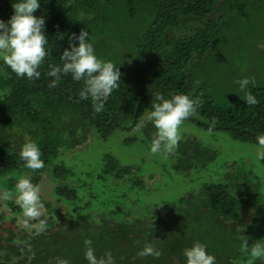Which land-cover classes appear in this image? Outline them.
Wrapping results in <instances>:
<instances>
[{
  "label": "trees",
  "instance_id": "obj_1",
  "mask_svg": "<svg viewBox=\"0 0 264 264\" xmlns=\"http://www.w3.org/2000/svg\"><path fill=\"white\" fill-rule=\"evenodd\" d=\"M14 2L0 0V20L9 19ZM39 2L33 15L45 21L49 51L38 69L40 79L17 78L0 60V170L28 175L35 185L46 172L53 180L61 179L66 173L50 167V161L80 149L94 133L103 142L125 135L124 145L140 144L150 152L155 129L151 122L141 125L157 93L165 99L186 94L199 101L183 125L255 146L256 137L264 135V0ZM81 30L88 32L95 54L121 73L120 85L101 113L93 111L90 100L79 98L83 82L71 75L48 87L50 66L61 65L62 51ZM243 78L250 80L247 91L258 100L256 105L243 101L236 83ZM136 130L142 134L131 135ZM28 141L38 145L44 168L23 167L19 150ZM212 152L195 137L185 136L170 168L181 177L204 170L213 161ZM103 165L102 179L134 178L135 168L121 167L110 156ZM130 183L139 189L147 184L142 178ZM57 184L55 199L68 204L84 200L67 183ZM113 200L96 203L95 194L89 193L84 206L71 212L58 208V201H46L40 219L47 227L39 234L24 226L19 207L7 201L0 209V264H88L85 240L92 241L98 264H185L183 252L196 242L216 258L215 264H245L251 256L241 241L246 238L249 246L258 241L249 234L264 219L261 186L236 162L229 164L221 181L191 190L177 201L141 207L133 218L104 215L111 207L112 213L121 212V202ZM97 204L106 210L95 219L88 209ZM146 244L160 255L139 256Z\"/></svg>",
  "mask_w": 264,
  "mask_h": 264
},
{
  "label": "clouds",
  "instance_id": "obj_2",
  "mask_svg": "<svg viewBox=\"0 0 264 264\" xmlns=\"http://www.w3.org/2000/svg\"><path fill=\"white\" fill-rule=\"evenodd\" d=\"M12 15L7 21L0 20V60L17 78L29 81L39 80L38 70L45 61L49 51L48 40L44 34L45 21L43 17L33 13L40 7L39 0H15L11 5ZM75 40V43L72 42ZM60 66H50L47 76L52 79L49 88H55L62 75H71L72 80L83 82L78 95L81 100H90L93 111L101 113L107 98L118 89L121 80L119 68L111 61L99 58L89 42L87 31L81 30L78 35L70 37L68 47L62 51ZM239 91L244 93L243 101L247 105H256L258 100L247 91L250 84L248 78L236 81ZM147 120L155 129L149 151L151 154H162L165 157L172 154L180 141V128L184 121L195 114L199 101L186 94L171 95L165 99L157 93ZM215 123V121H213ZM41 151L35 142H25L19 150V159L27 170L35 171L44 168ZM255 160L264 161V135L256 137ZM39 185L31 182L28 175L21 177L15 184V204L22 212L24 226L33 227L36 234L47 227L44 220V204L40 196ZM10 198L7 191H0V200ZM36 221L35 224L31 222ZM84 257L88 264H98L92 248V241L85 240ZM242 250L256 259L264 260V240L256 241L249 246L246 238L241 241ZM139 256L160 255L152 245L146 244L138 253ZM185 264H215V257L208 254L203 244L196 242L183 252Z\"/></svg>",
  "mask_w": 264,
  "mask_h": 264
},
{
  "label": "rangeland",
  "instance_id": "obj_3",
  "mask_svg": "<svg viewBox=\"0 0 264 264\" xmlns=\"http://www.w3.org/2000/svg\"><path fill=\"white\" fill-rule=\"evenodd\" d=\"M150 121L145 116L142 120L144 126ZM180 140L185 136H193L198 139L203 146H209L215 152L213 161L207 168L201 170L197 168L188 175H175L170 166L174 164V152L166 157L162 154L153 155L146 151L140 144L126 146L123 144L125 139L122 134H117L108 141H101L94 133L89 141L80 149L74 151H64L57 158L50 161V167H58L66 173L61 179H52L50 172H46L40 176L36 185H39L42 203L46 201L56 202V206L62 210L71 212L76 206L82 207L89 199V193L95 194L96 203L98 200L114 199L116 203L121 202L119 213H112L114 207L110 208V212L104 215L110 217L133 218L138 216L139 208L150 204H160V202L177 201L180 196L193 190L197 191L205 184L217 183L221 181L223 172L230 163L236 162L248 172L251 177L255 178L260 186L261 192L264 194V164L262 161L255 160V145L240 144L230 139L226 134L222 133H205L198 130L194 126L182 124L180 128ZM140 133L131 134L135 136ZM110 156L117 160L121 167L135 168L134 178L132 180H140L141 178L147 182L146 186L141 189L131 186L130 176L125 177L122 181H113L109 176L103 177L101 171L104 164V158ZM155 176L151 181L147 177ZM22 176L18 173L14 174L0 170V191H7L10 198L6 201L0 200L1 207L9 200L15 201V184ZM67 183L73 187L79 196L85 197L82 202L68 204L53 196L54 186L58 183ZM57 184V185H58ZM131 187H133L131 189ZM137 204V205H136ZM97 209V210H96ZM90 210V211H89ZM106 209L100 208L98 204L92 209H88L90 217L98 218ZM83 214V212H80ZM249 236L256 240H264V219L256 228H252ZM245 264H264V260L250 257Z\"/></svg>",
  "mask_w": 264,
  "mask_h": 264
}]
</instances>
